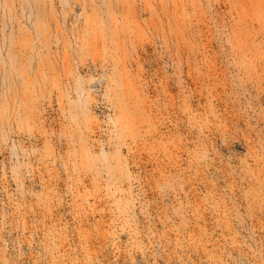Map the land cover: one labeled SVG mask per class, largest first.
<instances>
[{"label":"rangeland","instance_id":"374dc122","mask_svg":"<svg viewBox=\"0 0 264 264\" xmlns=\"http://www.w3.org/2000/svg\"><path fill=\"white\" fill-rule=\"evenodd\" d=\"M0 264H264V0H0Z\"/></svg>","mask_w":264,"mask_h":264},{"label":"bare ground","instance_id":"6f19581e","mask_svg":"<svg viewBox=\"0 0 264 264\" xmlns=\"http://www.w3.org/2000/svg\"><path fill=\"white\" fill-rule=\"evenodd\" d=\"M97 83H99V81L98 82H93V84H97Z\"/></svg>","mask_w":264,"mask_h":264}]
</instances>
